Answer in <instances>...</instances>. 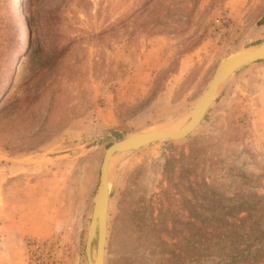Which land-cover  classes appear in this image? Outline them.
Listing matches in <instances>:
<instances>
[{"label":"rangeland","instance_id":"374dc122","mask_svg":"<svg viewBox=\"0 0 264 264\" xmlns=\"http://www.w3.org/2000/svg\"><path fill=\"white\" fill-rule=\"evenodd\" d=\"M262 42L264 0H0V264L95 262L96 245L85 250L106 149L180 128L220 63ZM194 185L214 202L264 204V59L221 83L189 136L110 166L105 264H169L162 223L185 197L195 208ZM193 186L172 213L165 192ZM180 228L182 264H229L232 253L196 247V222Z\"/></svg>","mask_w":264,"mask_h":264},{"label":"trees","instance_id":"16d2710c","mask_svg":"<svg viewBox=\"0 0 264 264\" xmlns=\"http://www.w3.org/2000/svg\"><path fill=\"white\" fill-rule=\"evenodd\" d=\"M174 185L177 187L183 184L176 182ZM194 186L199 188V186ZM194 186L193 188L182 187L180 189L175 187V190L179 191V193H170L169 190L167 193L165 192L166 196L167 194H172L170 199L168 198L170 201H168L169 205L172 207V213L175 210L172 204L173 196L178 194L186 196L187 191L192 192L195 189ZM194 192H197L198 196L203 197L201 199L194 197V199L199 200L194 209L190 207L193 200H188L185 197L181 199V205L178 206V209L174 213L172 227L167 224V221L162 223L166 224V229L169 230L172 238L170 242L172 257L168 260L169 264H182V259L186 260L192 252V250L188 249L190 246H184L183 243L187 240V236L185 232L181 234L183 230L180 228L183 223H190L191 221L196 222L198 225L199 230L194 244L196 247H200L201 252L203 250L215 249L219 252H229L230 255L232 253V259L229 260V264H257L261 261L264 257V247L259 248L254 253L250 251L243 254V251H248V249L259 245L264 240L263 222H260L262 220L260 217L264 215L263 202L261 200L255 203L245 200L231 204H226L222 201L214 202L212 199L215 198V195L210 194L209 189L204 186H201L199 190ZM255 195L259 199L264 198L262 195ZM208 200H210V205L206 203ZM182 210L187 212V216H185L187 218L185 219L177 216L184 215ZM251 216L257 217L256 222L252 221ZM164 236H161V238ZM214 239L217 240L213 242ZM190 244L191 241L189 240Z\"/></svg>","mask_w":264,"mask_h":264},{"label":"water","instance_id":"95a60500","mask_svg":"<svg viewBox=\"0 0 264 264\" xmlns=\"http://www.w3.org/2000/svg\"><path fill=\"white\" fill-rule=\"evenodd\" d=\"M264 59V42L258 44L256 49L248 54L227 58L222 61L217 68L207 89L196 102L193 110H199L192 117L187 125L180 131L170 133L166 131H140L124 137L112 143L105 151L104 158L100 170L99 187L93 207L91 222L89 225L85 255L91 256V248L95 244L97 247L96 261L91 264H105L106 248L108 241V215L110 207V187H109V162L110 158L118 153V151H131L141 149L152 143L161 140H181L189 136L202 122L206 113L210 109L216 92L227 78L234 74L237 70L249 64Z\"/></svg>","mask_w":264,"mask_h":264},{"label":"bare ground","instance_id":"6f19581e","mask_svg":"<svg viewBox=\"0 0 264 264\" xmlns=\"http://www.w3.org/2000/svg\"><path fill=\"white\" fill-rule=\"evenodd\" d=\"M244 55V54H243ZM236 56V55H235ZM234 56V57H235ZM232 57V56H231ZM233 58V57H232ZM19 61H21V64H20V66H22L23 64H24V62L26 61V59H25V57H20V59H19ZM18 61V62H19ZM198 113H195V116L197 115ZM191 119V118H190ZM189 119V120H190ZM189 120L184 124V125H182L180 128H177V129H174V130H165V129H159V130H156V131H166V132H170V133H175V132H178V131H180V130H182L186 125H187V123L189 122ZM151 131H153V130H151ZM131 151H127V150H123V151H118V153L117 154H115L114 156H112L111 158H110V162H109V167H108V172H109V168H110V166L111 165H113V163L116 161V159L120 156V155H124V154H126V153H130ZM97 249V248H96ZM96 254V253H95ZM96 256V255H95ZM97 258V257H96Z\"/></svg>","mask_w":264,"mask_h":264}]
</instances>
